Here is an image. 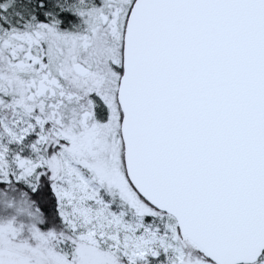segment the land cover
Returning <instances> with one entry per match:
<instances>
[{
    "label": "snow or ice",
    "instance_id": "6c2138e0",
    "mask_svg": "<svg viewBox=\"0 0 264 264\" xmlns=\"http://www.w3.org/2000/svg\"><path fill=\"white\" fill-rule=\"evenodd\" d=\"M0 264H264V0H0Z\"/></svg>",
    "mask_w": 264,
    "mask_h": 264
}]
</instances>
